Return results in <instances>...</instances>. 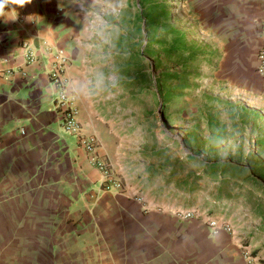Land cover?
Returning <instances> with one entry per match:
<instances>
[{
  "label": "crops",
  "instance_id": "obj_1",
  "mask_svg": "<svg viewBox=\"0 0 264 264\" xmlns=\"http://www.w3.org/2000/svg\"><path fill=\"white\" fill-rule=\"evenodd\" d=\"M231 1L217 22L206 7L224 47L213 76L256 109L264 98V76L255 71L264 0ZM121 2L116 7L127 8ZM113 7L111 0H34L15 22L0 20V264H264V229L239 224L244 214L225 217L200 198L169 193L160 177L148 176L143 133L127 131L115 106L118 55L126 58L127 46L117 53ZM131 24L125 18L121 26ZM56 51L81 131L96 139V155L119 188H103L60 125L47 78ZM176 208L205 211L228 231L213 234L199 217L177 219Z\"/></svg>",
  "mask_w": 264,
  "mask_h": 264
},
{
  "label": "rangeland",
  "instance_id": "obj_2",
  "mask_svg": "<svg viewBox=\"0 0 264 264\" xmlns=\"http://www.w3.org/2000/svg\"><path fill=\"white\" fill-rule=\"evenodd\" d=\"M127 1L118 8L121 0H111L119 19L111 26L117 53L127 46L126 58L118 55L115 106L119 119L127 118V131L143 133L148 176L160 177L169 193L182 191L189 202L200 198L225 217L244 214L239 224L248 219L263 230L264 98L251 109L213 76L224 47L206 7L217 22L232 1ZM125 18L132 19L126 28ZM204 161L224 163L218 179L203 174Z\"/></svg>",
  "mask_w": 264,
  "mask_h": 264
},
{
  "label": "built area",
  "instance_id": "obj_3",
  "mask_svg": "<svg viewBox=\"0 0 264 264\" xmlns=\"http://www.w3.org/2000/svg\"><path fill=\"white\" fill-rule=\"evenodd\" d=\"M24 56L26 60H32L30 53H26ZM51 56L52 62L47 72V78L49 83L55 88L56 96L54 102L58 110L61 127L65 132L75 137L78 146L87 154L88 164L99 173L103 188H119V185L113 180V175L107 160L96 155V139L91 135H84L81 131V126L76 119V110L65 91V83L62 77L66 62L64 56L60 51L52 53ZM255 71L257 74L264 76V39L257 49ZM172 215L181 220L196 217L202 218L213 234L220 227L228 231V227L222 221L209 217L205 211L176 208L172 210Z\"/></svg>",
  "mask_w": 264,
  "mask_h": 264
},
{
  "label": "clouds",
  "instance_id": "obj_4",
  "mask_svg": "<svg viewBox=\"0 0 264 264\" xmlns=\"http://www.w3.org/2000/svg\"><path fill=\"white\" fill-rule=\"evenodd\" d=\"M34 0H0V20L5 23L18 19L19 10L32 5ZM103 19L102 17H98ZM84 91H87L85 88Z\"/></svg>",
  "mask_w": 264,
  "mask_h": 264
},
{
  "label": "trees",
  "instance_id": "obj_5",
  "mask_svg": "<svg viewBox=\"0 0 264 264\" xmlns=\"http://www.w3.org/2000/svg\"><path fill=\"white\" fill-rule=\"evenodd\" d=\"M223 164L224 163H222L221 161H204L202 163V172H203V174H206L205 171L208 170L207 176H210L209 178L218 179L217 177H215L214 174H216V172H219V170L221 169ZM217 167H219V168H217Z\"/></svg>",
  "mask_w": 264,
  "mask_h": 264
}]
</instances>
